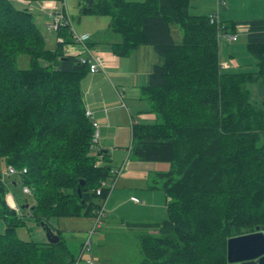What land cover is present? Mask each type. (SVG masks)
<instances>
[{
	"label": "trees",
	"instance_id": "obj_1",
	"mask_svg": "<svg viewBox=\"0 0 264 264\" xmlns=\"http://www.w3.org/2000/svg\"><path fill=\"white\" fill-rule=\"evenodd\" d=\"M190 1L76 0L80 17L109 19L121 38L115 55L149 46L156 56L140 90L156 121L132 126L130 152L169 164L159 175L169 201L166 218L140 225L141 264H228V239L256 227L264 233V18L211 22L209 14H191ZM226 1L217 0V10ZM62 13L57 29L56 12L45 25L60 40L48 49L32 13L0 0V162L17 172L9 184L0 176V264H76L59 231L56 244L25 242L16 232L27 218L45 232L55 218H93L110 194L101 183H113L120 170L92 154L82 94L89 69L63 52L75 42ZM173 26L182 32L178 41ZM238 31L255 69L223 70L219 42ZM17 183L32 201L19 214L6 201Z\"/></svg>",
	"mask_w": 264,
	"mask_h": 264
},
{
	"label": "rangeland",
	"instance_id": "obj_2",
	"mask_svg": "<svg viewBox=\"0 0 264 264\" xmlns=\"http://www.w3.org/2000/svg\"><path fill=\"white\" fill-rule=\"evenodd\" d=\"M13 4L18 8H26L33 15V19L41 34L44 37L46 48L54 49L57 39L55 31L47 32L45 25L49 22V15L51 12L66 13L72 21V26L75 34H82L85 32L83 29L93 26L96 30L100 29V33L105 39L115 36L121 39L119 35L106 31L107 17L96 16H82L78 14V7L76 0H50L53 6L50 8L46 5V0H30L29 4L24 0H11ZM129 2H141L143 0H126ZM232 1V4L230 3ZM250 6H253L256 11H249ZM259 7L258 9H256ZM259 11V12H258ZM189 12L195 15H217L221 21H238L247 19H257L264 17V0H227L226 7H222L217 10V0H191ZM217 12V13H216ZM263 15V16H262ZM102 27V28H101ZM104 27V28H103ZM102 29V30H101ZM105 31V33H103ZM172 35L176 41L180 40L182 32L177 26L171 28ZM246 35L243 31L237 32V40L228 44L225 38H222L219 42L220 62L225 68L223 70H239L241 69H255L254 60L248 56L246 49ZM69 47V46H67ZM76 47V46H74ZM233 57V58H231ZM252 97L255 101L261 99L260 90L251 88ZM264 141L263 134L261 135L260 143ZM130 142V139H129ZM259 143V144H260ZM144 164H152L156 166L158 171L167 172L169 170V164L164 162H143ZM163 166V168H160ZM6 169L3 162H0V171ZM122 168L118 174L116 181L120 177ZM16 175L6 177V182L9 184L13 179H16ZM137 180H140L137 178ZM148 181V182H147ZM152 180H144L142 183L136 181L135 184L131 183V186L121 188L118 184L119 196L125 203L120 206L114 207L112 203L105 206L104 215L100 227L90 235L91 230L95 224V219L92 217H73V218H55L50 221L52 233L56 234L59 231L61 239L65 242L71 254L77 259L76 264H86L85 259L91 257L95 264H141L143 257L139 250V237L144 235L143 227L140 226L144 222L153 220H161L166 218V209L164 207V197L161 190L157 189V198L153 201L156 210L144 211L136 209L132 204L128 203L129 194H136L145 190L147 184L153 186ZM154 181H157L159 187L164 183V180L159 181L157 177ZM160 182V183H159ZM140 184V185H137ZM157 188V187H156ZM114 187L112 188V190ZM8 193L12 196L15 205L20 206L25 203H32L30 195L22 193V187L20 183L15 186L10 185ZM93 202H97V199H93ZM158 205V207H157ZM107 207V208H106ZM26 219V218H25ZM3 231V224L0 222V232ZM17 237L25 242L34 243H46V232L37 225L32 219L25 220V226L19 228L16 232ZM89 242L91 251L83 252V259L78 260V256L81 255L83 245Z\"/></svg>",
	"mask_w": 264,
	"mask_h": 264
},
{
	"label": "crops",
	"instance_id": "obj_3",
	"mask_svg": "<svg viewBox=\"0 0 264 264\" xmlns=\"http://www.w3.org/2000/svg\"><path fill=\"white\" fill-rule=\"evenodd\" d=\"M46 1V5L51 8L53 4L50 0ZM230 3L232 4V1ZM249 11L256 10L250 6L248 13ZM215 16L217 20H220V17ZM260 18L264 17L260 16ZM108 23L109 21L106 29H103L106 33L109 31ZM83 30L85 32H82V35H88V48L103 62V69L94 74L89 73L82 83L85 109L92 112L93 119L98 124L97 143L92 154L98 155V165L107 164L112 169L125 167L103 207L105 209V206L110 203L114 207L125 203L117 192L119 183L121 188H126L131 186V183L135 184L136 181L142 183V181L150 178L153 186L147 184L145 190L136 194H129L128 203L139 210H156L153 201L161 198L159 195L156 196L158 189L163 193L164 207L166 208L169 198L159 187L158 182L154 181L156 177L161 181L159 175L164 171H158V168L152 164H144L138 161L130 152L132 126L135 124H153L156 121L155 116L150 113L149 102L141 96L140 92L147 83V77L152 66L156 63V56L151 47L142 46L126 57H119L115 55L112 45L118 44L121 39L115 36L105 39L100 33V29L96 30L93 26ZM71 48L75 52L74 54L82 53L78 45H73ZM130 198L138 199V203L131 201ZM153 222L147 221L144 224Z\"/></svg>",
	"mask_w": 264,
	"mask_h": 264
},
{
	"label": "built area",
	"instance_id": "obj_4",
	"mask_svg": "<svg viewBox=\"0 0 264 264\" xmlns=\"http://www.w3.org/2000/svg\"><path fill=\"white\" fill-rule=\"evenodd\" d=\"M224 3H225V0H218V4L220 6H223ZM64 17L67 19L66 23H68V22L70 23V21H69L70 19L66 13H65ZM211 19H212L211 22H213V21L217 22L216 16H212ZM61 21H63V13L62 12H56V15H55V17L51 23L53 29H57V27ZM236 37H237L236 35H226L225 39L230 44V43L236 41ZM73 39H74L75 45L80 46V49L82 51L81 54L76 52L78 54L79 63L87 64L90 74H94L98 71H101L103 69V62L100 60V58H98L97 55H95L93 52H91L90 49L86 46V41L88 40V35H85V34L78 35V34H75L73 32ZM64 51L66 52L67 55H73L75 53L70 46L65 47ZM83 54H84V56H83ZM85 116L88 117L92 121L91 124H92V127L94 129V134H93V140L91 143L96 144L97 143V126H98V124L93 119L92 112H90L89 110H87L85 112ZM121 170H122V168L116 172L117 175L120 173ZM24 172H25V170H23V173ZM0 174H1L0 176H1L2 182L5 183V180H6L5 176L9 178L13 175H16L17 172L12 167L8 166L3 171H0ZM114 183H115V181L111 184H106L105 182H103V183H101V186L102 187H108V188H110V191H111L112 188L114 187ZM100 190L101 189L99 188L96 191L97 195H100ZM22 193L25 195H31V192L27 187L22 188ZM6 200L12 209H15L19 212L18 207L15 205V203H13L12 197L10 195H8V198ZM130 200L135 202V203H138V199H136V198H130ZM103 213H104L103 206L94 211L93 218L95 219V224L93 226V229L90 232V235L95 231V229L100 227V223H101V220H102L103 215H104ZM84 251H91V247L89 245V242H87L86 244L83 245V250H82V253L79 257V260L83 259L82 254ZM85 262H86V264H95L94 260L91 257L86 258Z\"/></svg>",
	"mask_w": 264,
	"mask_h": 264
},
{
	"label": "water",
	"instance_id": "obj_5",
	"mask_svg": "<svg viewBox=\"0 0 264 264\" xmlns=\"http://www.w3.org/2000/svg\"><path fill=\"white\" fill-rule=\"evenodd\" d=\"M84 184L79 182L77 188L78 196H81L80 187ZM29 205H24L21 208H28ZM47 242L56 244L59 237L52 232H47ZM227 263L228 264H264V233L259 227L250 234H245L233 237L227 240Z\"/></svg>",
	"mask_w": 264,
	"mask_h": 264
},
{
	"label": "bare ground",
	"instance_id": "obj_6",
	"mask_svg": "<svg viewBox=\"0 0 264 264\" xmlns=\"http://www.w3.org/2000/svg\"><path fill=\"white\" fill-rule=\"evenodd\" d=\"M64 52V54L65 55H67L66 54V52L65 51H63ZM72 56H76V57H78V54H73ZM225 68V66H223V69ZM88 109H85V112L87 111ZM118 176V175H117ZM102 187V186H101ZM11 203V202H10ZM16 213H18L19 214V212L17 211V210H15V209H13ZM104 214V213H103ZM103 219V218H102ZM101 222H102V220H101ZM101 224V223H100Z\"/></svg>",
	"mask_w": 264,
	"mask_h": 264
}]
</instances>
